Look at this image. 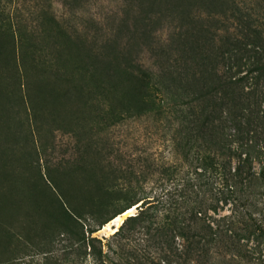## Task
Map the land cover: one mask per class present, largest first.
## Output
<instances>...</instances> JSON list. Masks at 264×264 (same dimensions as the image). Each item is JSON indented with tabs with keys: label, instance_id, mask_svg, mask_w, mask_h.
<instances>
[{
	"label": "rangeland",
	"instance_id": "obj_1",
	"mask_svg": "<svg viewBox=\"0 0 264 264\" xmlns=\"http://www.w3.org/2000/svg\"><path fill=\"white\" fill-rule=\"evenodd\" d=\"M262 73L264 0H0V264H95L72 231L208 167Z\"/></svg>",
	"mask_w": 264,
	"mask_h": 264
},
{
	"label": "trees",
	"instance_id": "obj_2",
	"mask_svg": "<svg viewBox=\"0 0 264 264\" xmlns=\"http://www.w3.org/2000/svg\"><path fill=\"white\" fill-rule=\"evenodd\" d=\"M262 91L259 98L264 100ZM263 122L262 105L230 113L208 167L193 171L192 179L190 171L176 173L174 185L158 197L132 202L119 215L133 207L139 211L113 234L115 243L93 237L101 227L72 231L75 243L83 252L90 250L95 264H214L223 249L224 261L250 260L244 255L245 242L258 230L264 234V198H258L264 195ZM208 174L219 181L214 183Z\"/></svg>",
	"mask_w": 264,
	"mask_h": 264
},
{
	"label": "bare ground",
	"instance_id": "obj_3",
	"mask_svg": "<svg viewBox=\"0 0 264 264\" xmlns=\"http://www.w3.org/2000/svg\"><path fill=\"white\" fill-rule=\"evenodd\" d=\"M134 210H135V208L133 207V208L127 210L124 214L119 215L118 217H116V218L112 221V223H113V228H112V229H113L114 232L117 231V229H115V228L119 227V226L125 221L122 217H123L124 215H127V214L132 213Z\"/></svg>",
	"mask_w": 264,
	"mask_h": 264
}]
</instances>
